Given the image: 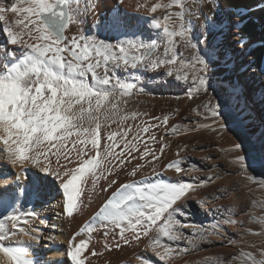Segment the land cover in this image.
Masks as SVG:
<instances>
[{
  "label": "snow or ice",
  "instance_id": "obj_1",
  "mask_svg": "<svg viewBox=\"0 0 264 264\" xmlns=\"http://www.w3.org/2000/svg\"><path fill=\"white\" fill-rule=\"evenodd\" d=\"M0 36V264H45L35 246L56 240L41 214L54 199L56 219L81 221L68 264L124 246L144 250L136 264H191L217 242L235 251L205 264H264V200L219 203L264 193V132L248 131L240 82L250 72L264 86L252 59L264 54V0H0ZM162 77L185 86L192 119L141 110L134 98ZM193 132L229 138L216 144L227 166L209 154L200 167L188 151L211 147L174 143ZM224 175L236 185H216ZM194 205L210 227L189 222Z\"/></svg>",
  "mask_w": 264,
  "mask_h": 264
},
{
  "label": "bare ground",
  "instance_id": "obj_2",
  "mask_svg": "<svg viewBox=\"0 0 264 264\" xmlns=\"http://www.w3.org/2000/svg\"><path fill=\"white\" fill-rule=\"evenodd\" d=\"M131 2L135 4L136 0H131ZM129 11L131 12L132 9H129ZM255 33L258 37L259 28L255 29ZM2 39L3 37L0 36V40ZM252 59L256 60L257 63L264 61V54L256 50L254 51ZM240 82L241 88L249 101L250 107V112L248 113V115L251 118L246 121V125L248 126V131L255 133L252 139L258 142L261 133L264 132V127H261V118L264 117V86L261 85L258 76H255V74H252L250 72L241 71ZM148 91L154 93V95L145 94L134 98L135 100L140 102L139 107L141 108V110H146L151 115H161L179 106L182 109L181 116L192 119V115L189 110V105L192 104V102L186 99L185 86L182 83L178 84L172 81L171 78L162 77L156 80L148 81ZM177 96L180 97L179 100L175 99V97ZM179 120L180 117H177V121ZM176 141H179L180 143H190V145L196 147H211V153H209L208 151H188V155L190 156L191 160L200 167H203V158L207 157L209 154L218 157V160L216 162L221 165L227 166L224 154L216 150V144L219 143L224 147H229V138L216 141L210 134L202 135L201 133L193 132L186 137L175 138L174 143ZM172 155H174V152L172 153ZM3 171V169H0V172ZM192 175L203 176L204 174L193 173ZM238 179V177L234 178L232 176L224 175L223 179L216 181V185L233 187L236 185ZM212 191L213 186H206L200 192V199L204 200L205 203H208L205 197L207 194L212 193ZM253 195L255 197V200L249 201L248 197H246L243 193L237 192L229 199L219 203L232 205L233 211H236L237 206L246 201H248L251 205L254 204L255 201L264 200V193H261L259 190H257ZM98 202L99 201H97L96 203ZM94 207L95 203L93 204V208ZM59 211H61V209L57 206V201L54 199L52 200V203L50 205L45 206L44 211H42L41 213L42 216L48 218L50 224L54 223L58 225L55 230H52L51 228L44 229L45 233H50L56 236L55 241L49 242L45 240L35 246V251L43 258L45 264H68L65 255V249L67 247L65 240L71 232L78 228L81 222L77 221L69 225L66 220L56 219V213ZM252 214H260L259 207H255ZM87 219L88 216L81 218V220L83 221H87ZM239 220L246 221L247 218L244 216H240ZM189 222L203 224L210 227L212 217L210 215H206L203 210H196V206L194 205L193 214ZM249 226L256 228L255 225ZM230 232H232L237 239L239 238V228H232L230 229ZM93 235L96 236L98 234L94 233ZM247 239L249 241H256L258 238L248 236ZM218 245L219 242H217V246L215 247L204 245L203 247L207 248L206 251H199L195 254H190L188 255L187 259L191 262V264H205L206 258L215 260L217 257H223L224 255L235 251L234 247L232 246L220 247ZM143 251L144 250L142 248L132 249L128 246H124L119 251L113 250L110 253L106 252L103 257H93V260L96 261L97 264H105L106 261L110 262V264H128L129 260H131V264H136V260L132 259L133 253L139 254ZM147 254L153 255L151 252H148Z\"/></svg>",
  "mask_w": 264,
  "mask_h": 264
}]
</instances>
